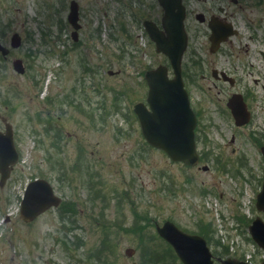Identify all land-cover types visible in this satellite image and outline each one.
Returning <instances> with one entry per match:
<instances>
[{
    "label": "rangeland",
    "instance_id": "1",
    "mask_svg": "<svg viewBox=\"0 0 264 264\" xmlns=\"http://www.w3.org/2000/svg\"><path fill=\"white\" fill-rule=\"evenodd\" d=\"M70 1L0 0V41L9 48L0 64V113L12 126L19 153L0 188V264H141L143 254L153 252L157 259L168 256L165 264H180L155 233L154 222L166 220L203 234L216 253L226 247L231 257L260 264L264 255L250 242L248 226L263 218L254 208L262 161L250 135L253 126L264 129V85H253L259 97L252 120L236 130L253 163L232 162L233 122L214 107L208 112L215 122L203 117L198 132L200 145L211 151L202 164L206 171L173 163L147 146L132 113L146 97L144 72L165 65L164 56L147 38L124 29V0H72L80 25L75 42L67 21ZM191 7L196 9L194 1ZM191 24L201 26L195 18ZM13 34L21 38L18 49L10 47ZM14 60L23 62L24 74L14 71ZM203 79L188 85L193 107L215 96ZM50 116L60 139L44 132ZM49 157L62 164L60 173L51 170ZM82 161L90 180L70 171ZM35 178L48 180L76 213L52 209L31 224L20 220L21 196Z\"/></svg>",
    "mask_w": 264,
    "mask_h": 264
},
{
    "label": "water",
    "instance_id": "2",
    "mask_svg": "<svg viewBox=\"0 0 264 264\" xmlns=\"http://www.w3.org/2000/svg\"><path fill=\"white\" fill-rule=\"evenodd\" d=\"M163 8L161 20L163 31L156 26H146L149 38L155 43L158 53L169 60L173 78L168 77V68L160 65L149 70L144 77L148 85L146 104L137 103L134 112L139 121L142 135L146 142L164 151L175 162L195 166L199 161L194 139L196 117L191 109L188 94L184 89L181 76L182 56L187 46V35L184 30V7L182 0H158ZM78 5L70 3L68 21L78 29ZM76 40V32L73 33ZM20 45V38L14 35L11 46ZM0 53L5 56L8 50L0 44ZM19 73L24 70L21 61L13 62ZM148 106V107H147ZM228 106L238 125L248 122V112L240 99H233ZM18 161L12 130L6 124L5 132L0 131V187L7 179L13 166ZM258 207L264 211V184L262 192L257 196ZM60 199L54 194L50 183L44 179L30 182L24 191L20 206V218L32 222L41 213L51 207H57ZM255 242L264 248V225L257 219L250 227ZM159 234L174 248L184 264H212L211 255L203 239L187 235L173 224L166 222L158 228ZM224 264H243L235 260L224 261Z\"/></svg>",
    "mask_w": 264,
    "mask_h": 264
},
{
    "label": "flooded vegetation",
    "instance_id": "3",
    "mask_svg": "<svg viewBox=\"0 0 264 264\" xmlns=\"http://www.w3.org/2000/svg\"><path fill=\"white\" fill-rule=\"evenodd\" d=\"M193 1L196 9L191 7ZM183 4L186 13L185 30L189 42L184 65L186 85L193 86L195 77L199 76L207 83L206 92L209 94L215 92V96H211L205 106L197 103L198 106L193 108L197 117L196 131L200 153V162L194 169L201 168L206 171L202 164L211 154V151L207 152L203 145H200L202 141L198 133L205 124L203 117L208 124L215 122L209 116L212 113L208 112L210 107H214L217 115L226 114L233 122L229 134V145L235 146L232 147L234 153L232 162L241 165L253 163V158L248 157L244 151V146L239 141V132L236 131L249 124L237 127L227 103L236 95H241L250 112L251 122L254 100L259 97L253 85H264V0H183ZM123 13L124 29L137 36L147 33V25L154 24L160 28L163 15L158 0H124ZM198 15L202 18L199 22L201 26H192L191 20L194 18L196 20ZM196 39L198 44L195 42ZM262 88L264 90V87ZM250 143L262 161L259 162L261 166L259 190L264 172L263 128L258 125L252 127ZM216 145L211 146L213 150ZM229 145L223 148H229Z\"/></svg>",
    "mask_w": 264,
    "mask_h": 264
},
{
    "label": "trees",
    "instance_id": "4",
    "mask_svg": "<svg viewBox=\"0 0 264 264\" xmlns=\"http://www.w3.org/2000/svg\"><path fill=\"white\" fill-rule=\"evenodd\" d=\"M42 45H43V42L40 43V46H42ZM1 63H2V59L0 58V64ZM0 69H2V68L0 67ZM52 163H53V161H52ZM51 168L54 169V171H55L54 165H52ZM61 207L64 211H67V212H74V210H75L70 202H64L61 205ZM139 240H140V237H139ZM140 245H141V243H140ZM151 256H153V257H151ZM155 257H156L155 252H153L150 255H149V253H146V254H143V256H142L143 260L142 261L144 264H154L157 261V258H155ZM158 263L159 264L163 263V260L159 261Z\"/></svg>",
    "mask_w": 264,
    "mask_h": 264
}]
</instances>
